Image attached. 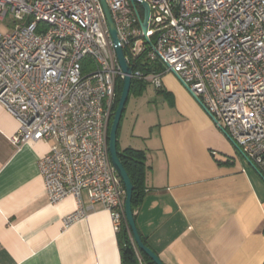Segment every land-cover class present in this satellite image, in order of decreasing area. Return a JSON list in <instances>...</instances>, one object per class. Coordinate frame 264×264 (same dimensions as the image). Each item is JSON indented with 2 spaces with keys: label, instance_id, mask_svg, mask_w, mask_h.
Masks as SVG:
<instances>
[{
  "label": "built area",
  "instance_id": "2783aa9c",
  "mask_svg": "<svg viewBox=\"0 0 264 264\" xmlns=\"http://www.w3.org/2000/svg\"><path fill=\"white\" fill-rule=\"evenodd\" d=\"M105 1L131 79L159 89L172 72L264 180V0ZM1 24L0 103L19 122L12 143L52 141L38 165L49 203L76 200L64 226L86 216V193L118 230L124 189L107 134L123 72L100 1L0 0ZM152 62L162 68L137 66ZM131 248L145 264L132 237Z\"/></svg>",
  "mask_w": 264,
  "mask_h": 264
},
{
  "label": "crops",
  "instance_id": "0c3cea01",
  "mask_svg": "<svg viewBox=\"0 0 264 264\" xmlns=\"http://www.w3.org/2000/svg\"><path fill=\"white\" fill-rule=\"evenodd\" d=\"M161 83L143 82L144 108L117 131L146 157L138 233L163 264H264L263 178L172 72ZM18 128L0 103V264H122L119 229L86 193V216L64 226L76 200L49 203L38 165L52 141L14 145Z\"/></svg>",
  "mask_w": 264,
  "mask_h": 264
},
{
  "label": "water",
  "instance_id": "95a60500",
  "mask_svg": "<svg viewBox=\"0 0 264 264\" xmlns=\"http://www.w3.org/2000/svg\"><path fill=\"white\" fill-rule=\"evenodd\" d=\"M99 1L105 16L110 38L114 45V50L116 53L118 64L123 72L122 88L118 97L116 109L113 112L112 120L108 128L107 145H108V152L112 166L124 185V200H123L124 221L131 232L132 239L139 252L144 253L154 264H163V262L157 256V254L149 246L143 243L140 234L138 233L134 220L132 206H131L132 184L125 168L123 167L117 155V148H116L117 128L129 94V89L131 85L132 67L128 65L126 62L124 51L119 44L116 34V29L114 27L107 3L105 0H99ZM130 1L136 2V0H130ZM140 5L143 8V16L142 19L140 20V28L142 32L145 33L148 24L149 7L146 2H140ZM125 251L131 252V248L126 247Z\"/></svg>",
  "mask_w": 264,
  "mask_h": 264
},
{
  "label": "trees",
  "instance_id": "16d2710c",
  "mask_svg": "<svg viewBox=\"0 0 264 264\" xmlns=\"http://www.w3.org/2000/svg\"><path fill=\"white\" fill-rule=\"evenodd\" d=\"M137 66L141 70H151V69L160 70L162 68V66L158 62L146 63L144 65H137ZM135 67L136 66H133V68ZM143 87H144V84L142 81L131 79L129 93L132 90H134V92L138 94L142 90ZM121 88H122V80H118L116 82V96H115V101L111 107L109 125L112 120L113 112L117 106L118 97H119ZM119 124H120V121H119ZM109 125H108V128H109ZM118 128H119V125H118ZM118 128H117V131H118ZM116 148H117V155L123 167L125 168L129 176V179L131 181V184H132L131 206H132V211L134 212L136 208L138 207V204L144 195V179H145V171L147 168L146 162H145L146 160L145 153L141 150H137L133 148L120 149L117 142H116ZM121 184L124 189V185L122 181H121ZM118 234L121 239L120 241L122 245L121 246L122 264H137V257L135 253L133 252L130 241H129V239L132 237L131 232L124 220H122L120 224ZM141 240L143 241L144 244H146V241L144 238L141 237ZM126 247H130L131 252H126L125 251ZM140 256L145 262V264H154L144 253L140 252Z\"/></svg>",
  "mask_w": 264,
  "mask_h": 264
},
{
  "label": "rangeland",
  "instance_id": "374dc122",
  "mask_svg": "<svg viewBox=\"0 0 264 264\" xmlns=\"http://www.w3.org/2000/svg\"><path fill=\"white\" fill-rule=\"evenodd\" d=\"M11 23H12V18L10 17V16H8L7 18H6V20H5V22H4V24H6L7 26H9V25H11ZM4 24H1L0 25V31L1 32H5L6 31V26L4 25ZM149 90V89H148ZM148 90L147 89H145V91H144V89H143V92H140V93H142V98H137V97H139V96H135V93H134V90H132L129 94H128V98H127V100H126V103H125V106H124V110H123V114H122V117L120 118L121 120L124 118V116L126 115V113H127V111H128V109H129V107H131L134 103H136L137 104V106H138V109H143L144 108V99H145V95H146V93L148 92Z\"/></svg>",
  "mask_w": 264,
  "mask_h": 264
}]
</instances>
